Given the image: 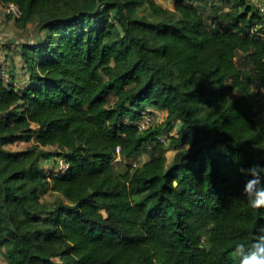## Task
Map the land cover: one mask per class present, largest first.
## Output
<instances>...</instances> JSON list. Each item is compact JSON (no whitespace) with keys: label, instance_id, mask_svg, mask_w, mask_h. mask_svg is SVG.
I'll use <instances>...</instances> for the list:
<instances>
[{"label":"trees","instance_id":"16d2710c","mask_svg":"<svg viewBox=\"0 0 264 264\" xmlns=\"http://www.w3.org/2000/svg\"><path fill=\"white\" fill-rule=\"evenodd\" d=\"M208 2L176 0L172 11L155 0H0L45 31L21 48L29 85L0 76L7 264H239L232 248L264 236V209L241 196L240 171L264 166L253 88L264 96V17L234 0L212 27ZM147 107L165 120L140 132ZM177 123L172 142L188 148L169 162L160 136ZM118 147L123 160L149 158L115 168ZM54 158L66 172L44 170Z\"/></svg>","mask_w":264,"mask_h":264},{"label":"rangeland","instance_id":"374dc122","mask_svg":"<svg viewBox=\"0 0 264 264\" xmlns=\"http://www.w3.org/2000/svg\"><path fill=\"white\" fill-rule=\"evenodd\" d=\"M157 4L161 5L163 8L174 10V4L176 0H155ZM249 4H254L257 9L261 6H264V0H248ZM239 3H235L234 0H210L208 3H201L200 8L205 18L211 24L212 27L219 26L222 27V23L217 19L218 15H223L226 12H230L231 9L239 8ZM20 19H15L13 16L9 15L6 12V5L0 3V72H5L7 80L4 83L7 86L15 88L16 90H24L29 85V71L26 68L25 62L21 56V48L23 44L33 45L35 42L41 40L45 31L42 30L41 26L38 25V22H30L25 26L22 25ZM259 28L261 34H264V20H259ZM243 68H247L243 64ZM254 88V100L256 104V109L260 113L264 114V96L262 92ZM147 110L150 111L155 117V127L163 124L165 120V115L162 112L156 111L150 107H147ZM181 130V125L177 123L175 125V130L173 132L165 133L166 136V146H167V157L169 162L172 161L179 149L188 148L187 144H182L177 147L172 142V136L178 135V132ZM34 144V141L30 143H16L7 147L10 151H23L27 150ZM187 146V147H186ZM222 148V147H221ZM47 151L54 150L53 148H46ZM54 152V151H52ZM150 151L145 150L140 155L143 158V162L146 161L147 155L149 156ZM148 159V158H147ZM139 159H136L138 161ZM62 159L54 158L52 160H45L41 163V166L46 172L55 173L60 172L64 167ZM115 168L121 169L122 165L118 162L115 164ZM59 198V195L49 192L46 194L45 199L54 203ZM2 253V252H1ZM0 253V254H1ZM0 257V263L7 264L3 253Z\"/></svg>","mask_w":264,"mask_h":264},{"label":"clouds","instance_id":"9594fccd","mask_svg":"<svg viewBox=\"0 0 264 264\" xmlns=\"http://www.w3.org/2000/svg\"><path fill=\"white\" fill-rule=\"evenodd\" d=\"M240 171L246 177L241 196L252 209H264V166L253 165ZM178 185V179L174 178L170 182V187L173 189ZM230 255L239 264H264V236L258 237L250 247L244 243H237Z\"/></svg>","mask_w":264,"mask_h":264},{"label":"built area","instance_id":"2783aa9c","mask_svg":"<svg viewBox=\"0 0 264 264\" xmlns=\"http://www.w3.org/2000/svg\"><path fill=\"white\" fill-rule=\"evenodd\" d=\"M6 12L13 16L15 19H21L22 14H21V10L19 9V7L16 4H8L6 5ZM259 12L260 14L264 17V6H261L259 8ZM0 76L2 77V79L5 81L7 80L6 74L5 72H0ZM137 127L139 129L140 132H144L147 131L149 129H151L152 127L155 126V117L153 116V114L151 112H149L148 110H145L142 112V115L140 117V119L137 122ZM160 139L162 142L166 143V136L164 134H162L160 136ZM117 162L118 161H124L127 164H130L134 167L139 166V162L136 160H132V161H127V160H123V158L120 155V147L117 148ZM61 162H63V168L61 169V171L66 172V170L68 169V165L62 160Z\"/></svg>","mask_w":264,"mask_h":264},{"label":"crops","instance_id":"0c3cea01","mask_svg":"<svg viewBox=\"0 0 264 264\" xmlns=\"http://www.w3.org/2000/svg\"><path fill=\"white\" fill-rule=\"evenodd\" d=\"M164 114V113H163ZM165 115V114H164ZM147 158H149V156L147 155V157H146V161L148 160ZM139 160H138V162H139V164L141 165L142 163H143V158L142 157H139L138 158ZM145 162V161H144ZM2 253H4V250H2ZM2 253L0 254V257H2L1 255H2ZM0 264H3V263H0Z\"/></svg>","mask_w":264,"mask_h":264}]
</instances>
